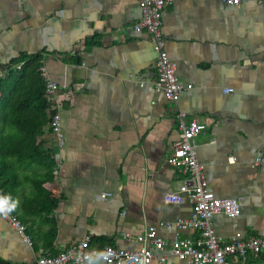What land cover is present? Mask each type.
I'll list each match as a JSON object with an SVG mask.
<instances>
[{
    "label": "crops",
    "instance_id": "1",
    "mask_svg": "<svg viewBox=\"0 0 264 264\" xmlns=\"http://www.w3.org/2000/svg\"><path fill=\"white\" fill-rule=\"evenodd\" d=\"M141 18L138 0H0V66L23 54L45 56L46 78L59 85L63 130V142L45 136L61 197L51 214L31 205L24 166L10 181L30 242L0 217L4 264H35L87 236L137 250L150 226L168 243L161 253L176 238H197L176 224L194 205L186 175L167 162L181 137L179 112L207 125L195 147L210 188L241 205L238 217L215 215L219 237H264V167H251L264 154V4L176 0L164 9L166 48L181 82L192 86L177 103L155 90L158 55L151 35L135 30ZM231 261L264 264V252ZM166 264L193 263L170 254Z\"/></svg>",
    "mask_w": 264,
    "mask_h": 264
},
{
    "label": "built area",
    "instance_id": "2",
    "mask_svg": "<svg viewBox=\"0 0 264 264\" xmlns=\"http://www.w3.org/2000/svg\"><path fill=\"white\" fill-rule=\"evenodd\" d=\"M176 0H138L142 11L141 21L135 26L139 33L147 31L154 42L157 52V77L155 90L164 93L166 98L177 103L183 91L192 88L185 85L177 74L178 64L166 48V40L163 36L162 16L166 7ZM225 5L237 6L244 1H258L264 4V0H221ZM43 72L46 76L45 70ZM4 71L0 68V77ZM48 95L51 101L57 100L56 93L59 85L47 80ZM233 88L226 89L232 92ZM60 107L52 119L54 134L63 142V130L61 126ZM181 137L175 142L174 148L167 157V162L183 172L184 190L194 205L193 214L189 219H181L176 224L180 229H193L199 232L197 238H176L170 249V253H161L168 243L158 235L157 228L150 226L144 233L137 236L141 244L137 250H129L112 244L98 246L93 244L90 236L67 247L64 251L54 254L46 253L40 256L35 264H90L102 261L113 264H166L171 255L180 260H190L193 264H233L231 257L239 256L246 259L248 254L257 256L264 252V237L250 236L243 238L240 234L232 237L230 241H224L217 234L212 221L217 214H226L230 217H238L241 214V205L236 198L219 197L210 188L205 174V165L200 162L195 147V139L203 133L207 125L197 119H187L184 112L177 114ZM253 169L264 167V154L258 155L251 163ZM109 193H105L106 197ZM2 218V217H1ZM13 224L17 232L30 242L26 234V227L14 211L7 218H3ZM155 250H158V255ZM88 257H91L89 261Z\"/></svg>",
    "mask_w": 264,
    "mask_h": 264
},
{
    "label": "trees",
    "instance_id": "3",
    "mask_svg": "<svg viewBox=\"0 0 264 264\" xmlns=\"http://www.w3.org/2000/svg\"><path fill=\"white\" fill-rule=\"evenodd\" d=\"M44 57L23 54L0 66V195H14L10 181L16 179L18 166H24L31 172L26 174L33 186L31 205L40 214H51L61 197L56 152L45 147V136L54 134L52 119L61 105L49 99Z\"/></svg>",
    "mask_w": 264,
    "mask_h": 264
},
{
    "label": "clouds",
    "instance_id": "4",
    "mask_svg": "<svg viewBox=\"0 0 264 264\" xmlns=\"http://www.w3.org/2000/svg\"><path fill=\"white\" fill-rule=\"evenodd\" d=\"M19 207V200L13 199L11 195H0V217L7 218ZM91 261V257H88Z\"/></svg>",
    "mask_w": 264,
    "mask_h": 264
}]
</instances>
